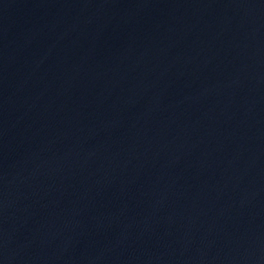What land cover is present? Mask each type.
I'll list each match as a JSON object with an SVG mask.
<instances>
[{"label":"water","instance_id":"water-1","mask_svg":"<svg viewBox=\"0 0 264 264\" xmlns=\"http://www.w3.org/2000/svg\"><path fill=\"white\" fill-rule=\"evenodd\" d=\"M0 264H264V0H0Z\"/></svg>","mask_w":264,"mask_h":264}]
</instances>
